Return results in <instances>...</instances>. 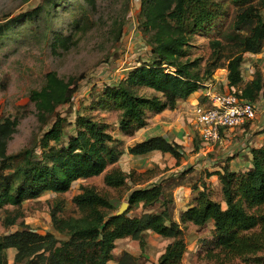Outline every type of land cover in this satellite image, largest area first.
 <instances>
[{
  "label": "trees",
  "instance_id": "trees-1",
  "mask_svg": "<svg viewBox=\"0 0 264 264\" xmlns=\"http://www.w3.org/2000/svg\"><path fill=\"white\" fill-rule=\"evenodd\" d=\"M139 2V31L149 48V60L138 63L115 84L104 86L96 101H91L83 112L77 111L74 134H66L70 123L57 108L70 104L78 89V78L65 81L53 71L44 75L40 89L28 94L39 129L47 128L39 138L9 154L8 146L17 132L19 117L0 119V210H19L23 203L48 193L64 195L73 183L98 177L111 167L103 183L115 191L125 189L127 211L116 217L120 205L115 206L107 195L92 187H82L81 193L72 199L76 216H62L61 202L52 207V232L40 235L24 227L0 236V264H7L8 250L14 251L15 264H109L117 241L131 239L143 248L146 233L168 240L157 264H182L187 249L185 231L189 227L203 229L209 223V237L200 241L207 260L238 259L264 264V147L251 150L248 171L233 173L224 167L217 174L220 200L213 198L204 183L199 191L195 185L192 205L175 220L172 196L161 184L132 188L152 177L154 170L125 173L114 166L125 153L144 156L158 152L179 162L184 156L181 146L163 136H154L125 149L121 140L113 139L109 125L93 114L117 112L119 132L131 137L147 125L149 116L175 110L178 101L199 91L200 84L213 78L218 69L227 72L223 89L253 105L264 102L261 70L251 65V79H243L245 57L260 54L264 46V0ZM228 5L235 10L233 20L221 38L209 42L211 53L201 73L200 59L188 56L190 42L194 36L216 27ZM33 18L25 15L23 20L30 22ZM10 25V21L0 25V36ZM123 27V21L114 20L110 31L113 42L120 41ZM73 45L70 37L53 33L54 53L60 49L67 52ZM141 88L151 91V95L142 94ZM155 205L156 212L128 216L134 207L146 209ZM19 216L16 211L6 217L5 226L14 225ZM115 264L136 261L124 252Z\"/></svg>",
  "mask_w": 264,
  "mask_h": 264
},
{
  "label": "rangeland",
  "instance_id": "rangeland-1",
  "mask_svg": "<svg viewBox=\"0 0 264 264\" xmlns=\"http://www.w3.org/2000/svg\"><path fill=\"white\" fill-rule=\"evenodd\" d=\"M88 1L90 0H0V25L8 21L11 23L10 28L0 36V119L19 117L17 132L8 146L9 154L25 148L47 129L44 128V131L39 129L35 109L28 101L29 92L43 86L44 75L47 72L53 71L65 81L70 77L78 78V89L70 104L57 108L58 113L70 123L66 128V134L71 135L74 134L73 122L77 111L83 112L91 101H96L104 86L115 84L138 63L149 60V48L139 31V0H91L93 5ZM234 13L232 6H226L224 16L216 27L202 35L194 36L191 40L188 56L190 59H200L201 73L211 53L209 42L221 38L229 28ZM25 15L34 18L30 22L23 20ZM114 20L123 21L124 24L122 37L117 43L113 42L110 33ZM53 33L70 37L74 45L67 52L60 49L54 53L51 49ZM245 63L256 65L264 74V57L246 58ZM224 71L218 69L213 75L222 78ZM140 92L151 95V91L144 88H141ZM192 111L193 109L188 113V120H191L193 127L191 131L194 133L196 126L192 120ZM93 114L109 125L113 139L121 140L125 148L145 138L143 130H139L131 137L122 135L117 127V112ZM153 118L149 116L147 121L149 128L153 127L151 131L149 130L150 133L154 128L160 129L163 122H168L157 118L155 121ZM183 119L184 123L191 127L184 117ZM181 148L185 157L187 156L184 160L188 159L190 155L185 151L189 150L183 146ZM128 159L129 157H123L118 166L120 170L127 172V168L133 166L137 168L136 170L143 171L144 167H148L155 169L154 172L157 173L161 168L172 166L170 158L159 166L155 165L159 161L157 158H135L131 161ZM187 164L189 163L186 160L184 166ZM189 171L190 169L186 168L184 174ZM106 172L98 177L73 183L71 190L64 195L48 193L39 199L23 203L19 210L14 207H6V212L0 210V236L12 234L24 227L40 235L52 232L50 220L52 207L61 202L64 205L62 216H76L72 199L81 193L82 187H92L99 194L107 195L115 206L126 202L125 189L115 191L104 185L103 177ZM178 175L176 180H181L182 177ZM176 180L165 185L169 195H172L174 188L172 186ZM185 182L186 186L190 185L188 180ZM213 198L221 199L220 188L214 187ZM156 210L157 205L146 209L134 207L128 212V216L139 217L143 212L153 213ZM16 211H19L20 216L14 225L6 227V217L14 215ZM209 230L210 227L207 225L203 229L189 227L185 231L187 249L182 264H248L238 259L230 262L207 260L200 241L209 237ZM143 240V248L140 243L131 239L118 241L113 252V261L109 264H115L124 252L134 257L136 264H157L166 246V240L152 233L144 234ZM13 256L14 251L8 250L7 264H15Z\"/></svg>",
  "mask_w": 264,
  "mask_h": 264
},
{
  "label": "crops",
  "instance_id": "crops-1",
  "mask_svg": "<svg viewBox=\"0 0 264 264\" xmlns=\"http://www.w3.org/2000/svg\"><path fill=\"white\" fill-rule=\"evenodd\" d=\"M263 49L264 48H262V52L260 54L247 55L245 59L254 58L257 56L264 57ZM250 64H243L244 81H248L251 79L253 71L250 67ZM226 75L227 72L224 71V77L217 78V76H214L213 79H215L217 83L220 82L221 86L223 87L226 83ZM202 102L203 100L200 91H197L185 101H178L175 110H165L161 114L153 116V120L156 121V118L167 120V123L163 122L160 129L154 128V130L156 131L153 130L152 133H150V131L153 127L149 128V126L146 125L144 128L140 129L145 132V138L137 141L141 142L150 137L163 136L168 141L173 142L179 146H183L186 150H189V152L185 151L187 155H190L189 158L186 159L189 164L184 166V163L186 161L184 160V158L187 157H185V154L183 158L179 162H177L170 155H162L158 152H153L144 156H130L125 153L124 155H122L120 161L116 164V166L118 167L121 164V160L124 156H126V158L129 157L128 160L130 161L134 160L135 158H157L159 161H157L155 165L158 166L161 165L163 161H168L170 158V160L172 161L171 167H164L159 169L157 173L155 172V174L152 175V177L144 180L140 185L134 186L132 188H144L154 184H161L165 192L168 193V188L165 187V185H168V183L175 181L178 178L177 175L179 174L178 176L182 178L181 180L178 179L176 180V182H174L172 186L174 188H172L173 192L171 195L173 199V219L175 220H178V217L182 211L192 205L193 198L196 196V192L201 190L200 186L202 183H204L213 194L214 187L220 188L217 174L222 173L224 167H227L229 171L233 173L246 172L251 167V150L264 147V102L259 101L256 104L258 110L256 118L254 120L246 123L243 127L240 128L222 130L220 142L215 145L203 144L197 136V133H193L191 131V129L193 130V127L190 123L191 120H188V113L198 104H202ZM183 117L187 120V122H189L192 128L189 127L188 124L184 123ZM167 124L169 127H167ZM195 146L197 147L196 151H194ZM144 168L145 169L143 171H138L136 170L137 168L135 169V167L132 166L130 168H127V172L122 169L121 171L129 173L131 170H135L136 172L140 173L144 171L155 170L148 167ZM186 168H189L190 171L184 174V170ZM157 177L158 180L156 181ZM185 180H188V183L190 184L189 186H186L187 183L185 182ZM195 185L198 186L197 191L193 190ZM208 225L210 228H212V223H209ZM122 241L123 240H120V242ZM167 242L168 240H166V244Z\"/></svg>",
  "mask_w": 264,
  "mask_h": 264
},
{
  "label": "built area",
  "instance_id": "built-area-1",
  "mask_svg": "<svg viewBox=\"0 0 264 264\" xmlns=\"http://www.w3.org/2000/svg\"><path fill=\"white\" fill-rule=\"evenodd\" d=\"M199 91L204 102L194 107L192 114L203 144L215 145L220 142L222 130L243 127L256 118V105L229 93L213 78L202 82Z\"/></svg>",
  "mask_w": 264,
  "mask_h": 264
},
{
  "label": "water",
  "instance_id": "water-1",
  "mask_svg": "<svg viewBox=\"0 0 264 264\" xmlns=\"http://www.w3.org/2000/svg\"><path fill=\"white\" fill-rule=\"evenodd\" d=\"M263 118H264V116H263ZM127 208H128V204L126 202L121 203L117 212L115 213V216L116 217L122 216L127 211Z\"/></svg>",
  "mask_w": 264,
  "mask_h": 264
}]
</instances>
